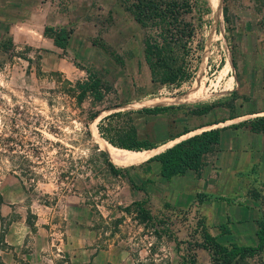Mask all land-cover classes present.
Segmentation results:
<instances>
[{"label":"rangeland","instance_id":"obj_1","mask_svg":"<svg viewBox=\"0 0 264 264\" xmlns=\"http://www.w3.org/2000/svg\"><path fill=\"white\" fill-rule=\"evenodd\" d=\"M233 1L239 0H221V20L207 0L210 9L202 11L192 44L194 56L189 58L192 76L177 87L151 81L143 59L142 31L120 0H4L0 4V210L6 203L18 206L9 214H25L32 222L40 215L59 220L68 207L72 214L92 216L100 234L119 243L136 264H211L209 251L199 245L204 240L184 236L194 227L188 228L180 214L155 206L153 194L158 192L151 187V170L147 163H135L167 148L171 142L164 141L183 128L255 106L249 96L232 111L228 108L237 94L236 50L227 20ZM257 11L262 24L264 10ZM46 26L72 29L65 50L45 34ZM83 67L100 70L109 83L101 102L77 99L75 85L86 77ZM217 102L223 105L204 116L190 114ZM257 104L262 106L264 99ZM156 106L168 109L157 114L143 111ZM131 132L155 146L136 150L148 152L147 158L116 162L126 166L114 164L119 170L115 173L107 165L106 158L110 159L103 145L109 140L129 142ZM136 203L142 204L148 217ZM5 228L1 227L0 238ZM54 232L58 236L52 238H63L59 229ZM58 239L53 243L64 257ZM53 249L56 252L54 245ZM260 261L254 257L234 264Z\"/></svg>","mask_w":264,"mask_h":264},{"label":"crops","instance_id":"obj_2","mask_svg":"<svg viewBox=\"0 0 264 264\" xmlns=\"http://www.w3.org/2000/svg\"><path fill=\"white\" fill-rule=\"evenodd\" d=\"M234 2L229 7L231 17L227 18L236 50L233 65L237 94L231 101L234 107L250 96L255 106L241 114L230 113L221 120L186 127L187 133L164 141L172 146L203 130L220 128L219 144L215 151L205 154L198 173L188 169L165 179L159 173L158 161L144 163L153 175L151 187L158 192L153 194L155 206L169 214H180L188 228L190 224L194 227L184 236L202 239L209 235L223 245L255 246L258 222L264 218V133L251 130L248 122L264 116V104H257L264 99V23L258 22L257 11L264 10V1ZM17 208L6 203L0 210V230L6 227L0 238L3 264H136L125 248L100 234L92 216L72 214L66 207L59 220L40 215L29 222L25 214H9ZM58 229L62 232L63 238L59 239L66 258H58L53 249V239L58 237L51 235L58 236L54 232ZM254 257H260V264H264V247L244 259Z\"/></svg>","mask_w":264,"mask_h":264},{"label":"trees","instance_id":"obj_3","mask_svg":"<svg viewBox=\"0 0 264 264\" xmlns=\"http://www.w3.org/2000/svg\"><path fill=\"white\" fill-rule=\"evenodd\" d=\"M120 2L142 31L143 59L149 69L151 81L160 85L178 87L189 80L192 76L189 58L194 56L192 44L202 11L209 12L210 7L207 0H120ZM223 10L225 11L226 8L223 7ZM224 14L226 17V12ZM71 33L72 29L64 26L45 27V34L50 35L53 44L62 50L66 49ZM101 45L103 50L108 51L104 43ZM197 48L198 50L201 49V44H198ZM110 54H113V52H110ZM114 55L113 58L116 60L118 56L115 52ZM74 64L77 67H82L77 62ZM82 69L85 70L86 77L85 80L78 81L75 85L78 91L77 99L81 102L84 98L89 97L94 103L101 102L105 93L110 90L109 83L101 75L100 70L93 67H83ZM220 105H223V103L217 102L202 106L191 110L190 114L193 116L205 115L213 107ZM228 107H233V104L230 103ZM167 109L168 107L156 106L143 108V111L157 114L165 112ZM95 115L97 113L92 114L91 117ZM232 117L234 115H231ZM248 125L253 131L264 133V116H257L250 120ZM188 131L189 129L184 128L181 133L170 137L174 138ZM128 134L131 136L129 142L125 140L120 143L109 140L112 144L107 142L113 146L116 145V147L129 150H142L155 146L148 144L145 140L136 139L133 137L135 136L134 132ZM220 134V128L203 130L165 148L144 161L147 163L153 160L158 161L159 173L165 179L183 174L188 169L198 173L204 164L205 154L216 150L220 141ZM104 154L106 153L104 152ZM106 162L115 173L119 172L115 165L126 166V164L111 162L108 158H106ZM147 169H150L148 164ZM129 183L134 187L131 179H129ZM136 204L143 213V217H146L147 212L143 210L142 204ZM256 238L257 244L255 246H243L236 243L223 245L213 237L206 235L202 238L204 241L199 245L209 251L212 259L211 264H234L239 259L258 254L263 249L264 218L258 222Z\"/></svg>","mask_w":264,"mask_h":264},{"label":"bare ground","instance_id":"obj_4","mask_svg":"<svg viewBox=\"0 0 264 264\" xmlns=\"http://www.w3.org/2000/svg\"><path fill=\"white\" fill-rule=\"evenodd\" d=\"M209 1H210L211 5L213 7L214 12H215V17L217 19H221L222 20V4H221V0H209ZM94 121L95 120H93V123H94ZM93 123H92V130H93V132H96V128H95V125ZM103 148L106 151L109 159L112 160V161H115V162L137 161V160H140L142 158H147V157L150 156L148 152L129 150V149H124V148H118V147H115V146L109 144L108 142L104 143Z\"/></svg>","mask_w":264,"mask_h":264},{"label":"built area","instance_id":"obj_5","mask_svg":"<svg viewBox=\"0 0 264 264\" xmlns=\"http://www.w3.org/2000/svg\"><path fill=\"white\" fill-rule=\"evenodd\" d=\"M52 245H54L55 247H56V249H55V254L57 255V256H60L61 258H64L62 255H61V249H60V246H56V244H54V243H52Z\"/></svg>","mask_w":264,"mask_h":264}]
</instances>
